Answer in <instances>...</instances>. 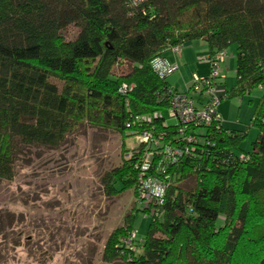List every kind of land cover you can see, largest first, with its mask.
<instances>
[{"label":"trees","instance_id":"1","mask_svg":"<svg viewBox=\"0 0 264 264\" xmlns=\"http://www.w3.org/2000/svg\"><path fill=\"white\" fill-rule=\"evenodd\" d=\"M70 26L78 29L72 40ZM197 39L211 55L236 47L237 83L224 99L264 92V0H0V180H13L32 149H57L81 128L118 132L124 161L103 176L104 192L133 188L152 222L144 240H130L136 213L128 214L107 239L104 262L264 264V93L252 118L254 150L241 148L248 130L224 122L195 129L193 154L159 178L167 188L158 210L139 199L138 158L126 156L146 130L164 134L163 145L188 144L169 116L173 84L155 63ZM188 179L195 183L184 187Z\"/></svg>","mask_w":264,"mask_h":264},{"label":"rangeland","instance_id":"2","mask_svg":"<svg viewBox=\"0 0 264 264\" xmlns=\"http://www.w3.org/2000/svg\"><path fill=\"white\" fill-rule=\"evenodd\" d=\"M77 30L70 26L64 34L72 40ZM191 42H204L205 50L195 49L192 62H181L179 71L168 77L181 90L191 81L194 70L203 72L209 66L205 58L207 42L197 39L185 44ZM235 50V45L226 50V59L233 58V65L222 64L226 79L220 86L229 91L237 83ZM125 71L128 68L123 66L117 73ZM263 93L257 86L243 95L225 98L220 105V111L227 110L221 111L227 129L248 130L241 142L245 151L254 150L259 135L252 118ZM173 121L169 119L170 123ZM131 143L132 138L126 140L127 146ZM123 157L118 132L88 126L71 135L57 149L29 151L21 159L14 179L0 180V216L5 215V222L0 225V264H123L120 260L116 263L102 260L109 236L126 225L125 218L133 210L134 226L127 229L125 238L136 229L138 240H144L152 222L136 203L133 188L113 197L104 192L103 176L123 164ZM194 183L188 179L183 186ZM10 214L17 216L14 225Z\"/></svg>","mask_w":264,"mask_h":264},{"label":"built area","instance_id":"3","mask_svg":"<svg viewBox=\"0 0 264 264\" xmlns=\"http://www.w3.org/2000/svg\"><path fill=\"white\" fill-rule=\"evenodd\" d=\"M181 50L182 45L174 46L172 49L177 54H181ZM226 53L227 51L221 50L212 55L208 54L209 73L202 75L194 72L184 90L176 89L173 85L167 88L166 95L170 100L169 116L175 117L181 125L180 131L188 141L185 147L177 143L163 145L164 134L154 135L150 130L134 136L136 148L133 146L126 156L132 159L138 158L139 199L146 207L157 209L164 202L167 185L159 178H167L165 167L168 164H175L183 156L193 154L192 149L200 142L197 128H207L209 125L221 127L223 116L219 106L226 95H224V88L220 85L226 77L222 72V63L226 59ZM155 69L161 77H169L172 73L179 71L180 67L176 61L158 57ZM126 88L127 86L124 85L123 91ZM187 128L193 130L190 131ZM160 145L162 147H159ZM155 157L157 159H154ZM153 168L160 170V174L163 175L158 176L153 173ZM136 238V230L130 232L129 239L135 240Z\"/></svg>","mask_w":264,"mask_h":264},{"label":"crops","instance_id":"4","mask_svg":"<svg viewBox=\"0 0 264 264\" xmlns=\"http://www.w3.org/2000/svg\"><path fill=\"white\" fill-rule=\"evenodd\" d=\"M201 40H203V41H205L204 39H201ZM206 44L204 43V42H191V44L189 43V44H183L182 46H183V50H181V54H177V53H175V52H173L172 50H170V51H168L167 53H166V55H167V57H168V59H170V60H172V61H176L178 64H179V66H180V63L181 62H186V63H190V62H192V58H193V56H194V54H193V51H195V49H196V51H199L201 48H203L204 46H205ZM202 51H204L205 49L203 48V49H201ZM233 53V52H232ZM208 54H209V48H208V53H207V55H206V59H207V56H208ZM233 55V54H232ZM208 60V59H207ZM232 62H233V58H230L229 60H225L223 63L225 64V66L227 65V64H229V65H233L232 64ZM222 63V64H223ZM223 64V65H224ZM224 67H222V69H223ZM208 69H209V66H208V64H207V67H205V69H203L204 71L203 72H201V71H193V73L194 72H198V73H200V74H208ZM235 71H236V61H235ZM225 79H226V77H225ZM190 82V81H189ZM222 87V86H221ZM225 90V89H224ZM221 111H222V113H226L227 112V110H226V108H223V110H222V108H221Z\"/></svg>","mask_w":264,"mask_h":264}]
</instances>
